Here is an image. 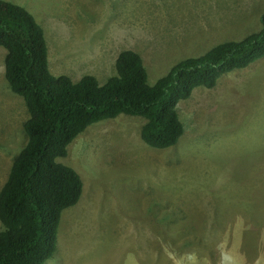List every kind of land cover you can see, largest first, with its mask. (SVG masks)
<instances>
[{"label": "rangeland", "instance_id": "374dc122", "mask_svg": "<svg viewBox=\"0 0 264 264\" xmlns=\"http://www.w3.org/2000/svg\"><path fill=\"white\" fill-rule=\"evenodd\" d=\"M7 1L25 7L44 29L52 74L74 81L94 75L102 85L117 74L123 50L142 56L153 85L180 60L257 32L264 10V0ZM5 55L0 47V189L26 142L28 118L5 79ZM178 108L185 133L169 150L147 146L145 120L126 115L92 125L72 142L61 161L80 174L84 190L63 212L59 248L47 264H264V194L246 190L248 169L232 173L236 192L214 190L222 184L215 120L227 121L220 129L248 125L249 134L262 137L255 127L264 125V60L196 90ZM256 142L260 172L264 141Z\"/></svg>", "mask_w": 264, "mask_h": 264}, {"label": "trees", "instance_id": "16d2710c", "mask_svg": "<svg viewBox=\"0 0 264 264\" xmlns=\"http://www.w3.org/2000/svg\"><path fill=\"white\" fill-rule=\"evenodd\" d=\"M258 22L257 32L220 40L203 54L180 60L153 85L142 56L123 50L117 74L102 85L94 75L74 81L52 74L42 26L25 7L0 0L4 76L28 113L22 129L26 142L0 189V264H47L53 258L62 214L80 202L84 190L80 174L61 161L79 135L126 115L145 120L141 138L147 146L175 147L185 131L181 101L264 59V10Z\"/></svg>", "mask_w": 264, "mask_h": 264}, {"label": "crops", "instance_id": "0c3cea01", "mask_svg": "<svg viewBox=\"0 0 264 264\" xmlns=\"http://www.w3.org/2000/svg\"><path fill=\"white\" fill-rule=\"evenodd\" d=\"M263 60L264 59H261L259 61H263ZM261 67L256 70L255 74H257L261 70ZM251 75L252 74H250L249 76ZM201 88H197L193 92ZM225 95L226 93L221 94L219 96V99L224 98ZM218 107H219V101H216V103L213 104V109H214L213 114L217 113ZM225 123H227L225 119H221L220 123L218 122V120H215V134L220 135L221 142H220V146H218L215 150L214 162L216 164L217 176L222 184L214 187V190L218 193L236 192V189L240 188V186L233 185L235 178L233 177L232 173L233 172L238 173L240 171V167H243L245 170L248 169L246 172L250 181L249 183L251 185V187L246 188V190H248V193L250 192L258 195L260 193L264 194V166L262 171L259 172L258 169L256 170L257 161H260L262 157L255 158L254 156L256 152L262 151V149L256 146L259 144L256 142V140L262 139L264 141V125H258L255 127V129H259L262 131V137L256 138L254 135H251L247 132V129L252 128L251 126L249 127L248 125H243L241 127V132H234L233 128L231 130L229 129L223 130L219 128L220 124L222 126ZM239 137H241L243 140L246 141L245 144L242 146L239 145V142L237 140L239 139ZM241 149L243 150L244 157L243 159L240 160L239 156ZM248 151L251 152L249 158H248L249 156ZM205 168H209V167L205 165L204 169ZM205 173H209V172L206 171Z\"/></svg>", "mask_w": 264, "mask_h": 264}, {"label": "clouds", "instance_id": "9594fccd", "mask_svg": "<svg viewBox=\"0 0 264 264\" xmlns=\"http://www.w3.org/2000/svg\"><path fill=\"white\" fill-rule=\"evenodd\" d=\"M249 68V67H248ZM245 69H247V68H245ZM244 70V69H243ZM239 71V70H238ZM208 89V88H207ZM188 100V99H187ZM179 105V104H178ZM178 112H179V108H178ZM179 116H180V114H179ZM181 119V118H180ZM184 133H185V131H184ZM184 135V134H183ZM182 138V137H181ZM179 144V143H178ZM177 146V145H176ZM175 146V147H176ZM168 149H171V148H168ZM168 149H160V150H163V151H165V150H168ZM158 150V149H157ZM58 242H59V240H58ZM58 248H59V246H58ZM58 248H57V250H58ZM57 252V251H56Z\"/></svg>", "mask_w": 264, "mask_h": 264}]
</instances>
